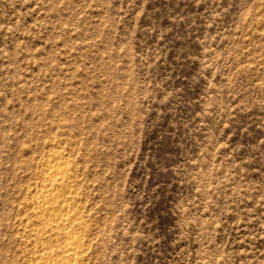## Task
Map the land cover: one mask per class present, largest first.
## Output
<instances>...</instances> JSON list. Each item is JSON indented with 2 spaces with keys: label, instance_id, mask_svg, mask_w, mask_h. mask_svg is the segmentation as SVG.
<instances>
[{
  "label": "rangeland",
  "instance_id": "1",
  "mask_svg": "<svg viewBox=\"0 0 264 264\" xmlns=\"http://www.w3.org/2000/svg\"><path fill=\"white\" fill-rule=\"evenodd\" d=\"M50 191L80 264H264V0H0V264Z\"/></svg>",
  "mask_w": 264,
  "mask_h": 264
},
{
  "label": "bare ground",
  "instance_id": "2",
  "mask_svg": "<svg viewBox=\"0 0 264 264\" xmlns=\"http://www.w3.org/2000/svg\"><path fill=\"white\" fill-rule=\"evenodd\" d=\"M45 171H46L45 176H47V180L49 181L51 187H54V189L57 190L58 187L64 186L63 184L64 173H63V169L60 166H54L52 165V161H50ZM53 191H50L48 195L44 197L42 202L35 204L36 211L32 212L34 213L32 215H34L37 221L41 222V224H46L48 226L50 225V227L54 228L53 230L55 229L61 230V234H62L61 236H63L62 238L64 243L61 249L63 254V259L61 261L60 260L58 261L57 260L58 258L54 260L52 259V257H49L51 256L50 254L44 258H41L40 261H35L34 264H78V263L80 264L81 259L76 258L83 252V245L79 241L80 238L76 236L75 238L68 231L62 232L65 230L66 226H68V224H70L73 221V219L76 216L74 217V213L70 214L69 208L66 205L67 200H64L66 198H63L62 196L63 198L62 201L61 202L60 200L58 201L56 194L51 195V193L53 194Z\"/></svg>",
  "mask_w": 264,
  "mask_h": 264
}]
</instances>
